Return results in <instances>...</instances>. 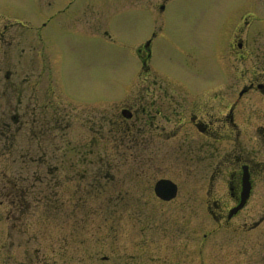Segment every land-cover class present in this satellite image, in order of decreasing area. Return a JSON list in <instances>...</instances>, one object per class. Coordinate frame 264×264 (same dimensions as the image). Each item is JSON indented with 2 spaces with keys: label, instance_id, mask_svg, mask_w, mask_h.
<instances>
[{
  "label": "flooded vegetation",
  "instance_id": "1",
  "mask_svg": "<svg viewBox=\"0 0 264 264\" xmlns=\"http://www.w3.org/2000/svg\"><path fill=\"white\" fill-rule=\"evenodd\" d=\"M171 1L144 5L157 25L132 47L138 67L131 66L116 95L94 101L75 100L64 89L60 73L66 50L57 32L63 27L68 35L110 37L103 15L89 21L85 0H47L28 20L0 11V264H102L110 258H98L97 249L89 246V230L99 232L104 220L93 225L89 214L78 220L69 213L79 161L74 143L80 159L96 156L116 170L129 164L136 178L153 169L164 171L168 158L174 159L170 168L187 170L183 183L195 184L199 210L183 216L185 231L176 244L159 248L152 238H142L147 263L264 264V4L245 0L243 10L229 14L219 56L225 69L195 71L192 77L152 64L155 36L164 28L161 16ZM249 32L261 43L253 53L247 46ZM177 51L186 53L182 46ZM250 58L252 68L246 66ZM15 157L16 175L9 177ZM24 171L32 172L35 183L53 184V191L49 186L46 192H31L24 185L28 177L20 175ZM159 178L174 181V200L181 183L161 175L151 180V190ZM31 193L32 204L49 199L53 205L46 229L48 256L18 251L34 221L26 217ZM36 234L30 232L26 242Z\"/></svg>",
  "mask_w": 264,
  "mask_h": 264
},
{
  "label": "rangeland",
  "instance_id": "2",
  "mask_svg": "<svg viewBox=\"0 0 264 264\" xmlns=\"http://www.w3.org/2000/svg\"><path fill=\"white\" fill-rule=\"evenodd\" d=\"M85 1L90 12L89 21H92L96 14L103 15V25L110 38L101 32L86 37L75 33L68 35L62 27L57 32V40L62 49L66 50V62L60 79L64 89L75 100L94 101L98 97L107 100L108 97L116 95V91L127 82L131 66L136 63L138 67L139 57L135 55L134 49L138 43L151 36V29L157 24L152 15L144 12L146 0H137L139 4L135 0ZM148 1L150 4L158 2ZM46 2L47 0H0V11H11L28 20L35 14L37 6ZM261 3L264 4V0ZM243 4L245 5V0H172L165 15L161 16L164 28L161 27L155 36V56L153 55L152 64L155 67H165L173 73L179 72V75L192 76L195 71L202 74L207 70L218 74L225 69L219 56H222L227 37L229 14ZM258 39L257 34L248 33L247 46L252 53L255 52V46L261 47ZM68 40L71 48L68 46ZM180 46L185 49V54L177 51ZM250 56L254 57L253 54ZM248 64L246 66L250 68L254 66L252 58ZM79 131L80 126L74 129L72 136L77 137L76 133ZM73 147L74 159L79 161L74 163L76 167L72 175V202L69 213L78 220L80 216L89 214L90 224H95L98 219L104 220L99 221L103 224L99 232H92V228L89 230L90 248L92 245L97 249L98 258L102 255L110 257L102 264H149L146 262L144 251L140 250L143 237L149 240L152 238L155 246L159 248L176 244L184 229L183 216H189L193 210H199L193 195L195 184L183 183L188 176L187 170L181 172L183 169L180 171L177 167L170 168L174 159L168 158L170 164L164 171L153 169L141 173V177L136 178L129 164L116 170L114 166L103 165L102 160L97 162L96 156H84L80 159L77 156L80 153L79 145L77 147L74 143ZM89 159L92 160L91 164ZM85 161L88 163L84 164ZM190 164L192 166V163ZM11 166L13 168L8 171L9 177L16 175V157ZM20 175L28 177L25 179L28 184L24 185L31 192H46L49 186L53 191V184L35 183L36 177L31 171L21 172ZM161 175L170 176L181 183L178 196L172 201L161 202L152 193L150 182ZM32 198V193L26 198V202H29L26 217L33 218L34 221L31 219L29 232L22 235L25 242L22 243L23 248H18V251L28 255L48 256L49 235L46 229L49 228L50 215L54 212L53 205L51 208L48 197L45 198L48 199L47 202L41 200L39 204H32ZM186 213L189 215H185ZM31 229L38 235L36 234L34 240L26 242L27 236L33 231ZM42 232L43 235L40 234ZM96 236L98 241L94 242ZM155 249L153 245V250L156 251ZM15 250L16 246L12 248V251ZM180 264L188 263L185 260Z\"/></svg>",
  "mask_w": 264,
  "mask_h": 264
},
{
  "label": "water",
  "instance_id": "3",
  "mask_svg": "<svg viewBox=\"0 0 264 264\" xmlns=\"http://www.w3.org/2000/svg\"><path fill=\"white\" fill-rule=\"evenodd\" d=\"M154 190L163 199H169L176 193V185L168 179H160L154 185Z\"/></svg>",
  "mask_w": 264,
  "mask_h": 264
}]
</instances>
